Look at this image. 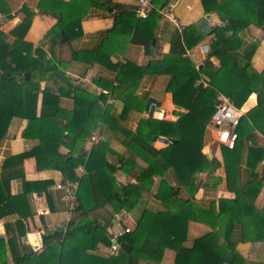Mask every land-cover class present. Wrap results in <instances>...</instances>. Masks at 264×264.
<instances>
[{
	"label": "trees",
	"instance_id": "obj_1",
	"mask_svg": "<svg viewBox=\"0 0 264 264\" xmlns=\"http://www.w3.org/2000/svg\"><path fill=\"white\" fill-rule=\"evenodd\" d=\"M46 1L45 4L54 8L53 16L57 19L51 30L57 44L63 38L62 33L67 36V42L80 36L81 3L77 0L71 3ZM101 1H93L94 6L106 7ZM166 5V1L154 0L155 9L145 20L129 13L136 29L132 41L144 45L149 55L153 53L152 44L160 18L158 8ZM202 5L205 13L216 14L223 22L222 27L213 31L214 39L208 54V58L220 60V67L214 69L215 77L206 87L200 83L199 71L190 61L154 60L147 67L132 62L113 63L105 45L72 52L75 61H82L87 66L99 64L117 73L113 80L100 79L97 84L109 91L111 97H119L125 102V114L133 109L143 112L145 101L136 97V91L147 74L170 76L165 90L172 94L175 106L187 111L179 114L175 122L140 119L135 132L122 131V144L131 155H119L116 162L107 161V155L114 152L102 141L94 145L90 152L85 150L87 139L101 123L117 124L112 118L111 107L107 105L108 94H94L80 88L72 91L71 79L63 72L64 62L59 63L60 68L52 61L46 62L42 46L34 49L33 45L24 42L35 14L27 6L23 7L26 18L17 30L26 56L20 64L13 57L11 63L15 64V68L6 70L0 82V140L9 129L12 118H30L29 136L38 139L40 144L34 150L11 157L4 163L0 171V219L15 211L13 203L16 198L11 195L9 187L18 173H7L6 170L16 165L23 166L24 161L31 157L36 158L38 169L58 170L66 180L79 183V207L74 211L77 217L66 231L43 236L44 250L41 254L18 258L17 264L34 261H39L38 264H139L141 260L160 263L167 250L176 253L174 264H202L203 258L207 259V264H241L242 259L236 253L238 241L264 242V208L256 206L264 184V176L260 178L257 173L258 166L264 162V146L253 139L256 131L264 136V71L257 73L252 66L256 44L241 53L244 45L241 33L252 25L261 27L264 24V0H202ZM119 21L116 15L113 27L102 33L105 40L117 29ZM190 38L195 40L190 42ZM204 38L205 35L196 26L183 32L187 49ZM185 52L186 49L182 48L181 53ZM26 74H31L29 80L25 78ZM45 80L61 83L56 84L59 92L50 87L42 91L38 113L41 82ZM71 94L75 107L67 111L61 107V97ZM219 94L229 97L239 109L252 94L258 95L259 103L241 118L235 149L220 145L225 162L226 188L235 197L211 201L205 207L195 201L194 194L199 189L196 177L206 173L209 178L219 166L216 159L209 161L203 153ZM155 136L168 137L177 142L157 149L152 145ZM246 142L250 144L248 148L245 147ZM61 146L68 147L70 153L60 154ZM136 157L146 167L138 165ZM243 164L247 170L245 181L241 180L240 174ZM80 165L86 167L87 173L83 177L75 171ZM119 170L128 175L136 170L134 178L137 182L119 185L115 176ZM171 171L177 177L176 187L166 179ZM19 175L24 178L23 172ZM154 177L162 178L155 197L163 201L167 210L141 211L136 229L119 239L120 243L125 242L131 247L130 252L121 249L117 255L108 257L97 254L99 244L112 245L114 237L110 230L116 216L130 210L145 193L151 192ZM25 184L28 185V182ZM34 184L47 187L50 182ZM203 185L205 188L209 186ZM182 190L188 195L182 196ZM107 205L112 208L113 216L105 218L102 225L87 220L77 224L78 218ZM190 222L204 224L210 231L187 247ZM217 227L219 230L215 231ZM88 238L90 243L85 240Z\"/></svg>",
	"mask_w": 264,
	"mask_h": 264
},
{
	"label": "crops",
	"instance_id": "obj_2",
	"mask_svg": "<svg viewBox=\"0 0 264 264\" xmlns=\"http://www.w3.org/2000/svg\"><path fill=\"white\" fill-rule=\"evenodd\" d=\"M60 1L71 3L74 0ZM93 1L96 0L76 1L81 3L80 13L82 17L78 25L81 34L71 41L72 44L68 48L67 45H69V42L65 41L62 43L61 40L57 44L58 42L51 36V30L57 24V19L53 16L54 8L45 4L48 1L0 0V82L6 70L15 68V64L11 63L13 57L18 64L24 62L26 52L21 44V35L17 29L26 18L23 7L27 6L35 16L28 33L24 37V42L33 45L34 49L42 46L46 54V60L52 61L55 66H59V63L63 62L66 64L63 72L71 79L72 91L74 88H80L94 94H108L107 105L111 107L112 118L115 122L117 121V124L114 122L101 123L91 135V137L96 136L98 141L93 143L90 141V138L87 139L85 150L90 152L94 145L102 141V143H107L114 152V154L107 155V161L116 162L119 155H124L125 157L131 155L122 144V131L129 130L135 132L140 119L149 118L145 114V106L149 98H155L160 102V108L162 109L160 112H155L154 119L161 118L160 120H167L169 115L168 121L175 122L179 119V114L187 113V111L175 106L172 94L165 90L170 76L147 74L141 79L136 91V97L145 101L143 112L141 113L133 109L128 114H125L123 112L125 102L119 97H111L109 91L97 84V81H100V79L113 80L117 73L99 64L87 66L82 61H75L72 58V52L94 49L105 45L111 55L110 58L113 63L125 64L132 62L139 66L147 67L154 60L190 61L195 64L199 71L200 83L206 87L215 77L214 69L220 67V60L218 58H208L210 52L209 47L214 39V34L213 32L211 35L203 33L205 38L200 43L194 44L191 49H187L183 40V32L193 26H196L202 31L197 25L198 20L201 18L205 19V22L211 26L213 31L216 27H222L223 22L220 21L216 14L205 13L202 0H162L166 1L167 5L164 8H158L160 18L155 29V38L153 40L156 43L155 45L152 44L153 53L149 55V53H146L144 45L136 44L132 41L136 29L133 26V17L129 13H134L137 0H111V2L102 0L101 3L106 4L104 8L94 6ZM108 3H110L109 6ZM116 15L120 19L119 25L112 35L105 40V35L102 33H106L113 27ZM173 18L177 19L179 24L182 25V29L172 21ZM241 38L244 43L241 53L248 51L253 44L257 45L251 62L253 69L257 73H262L264 71V24L261 27L252 25L245 29L241 33ZM193 39L190 38V42H193L191 41ZM182 48L186 49L185 53H181ZM199 66H202V68L199 69ZM57 83H61V81ZM57 83L47 80L41 82V93L37 108L38 113H40L42 104V91L46 87H50L59 92ZM18 84H20L19 81ZM110 97L113 99L112 102H110ZM253 98L254 103H250ZM257 98L259 99L257 94H252L249 97L241 108L243 115L258 105L259 101L257 102ZM61 107L67 111L74 109L75 102L72 94L61 97ZM30 127V118H12L9 129L0 140V171L9 158L27 153L39 146V140L29 136ZM66 135L69 136L68 132H66ZM253 136V139L259 145L264 146L263 134L256 131L253 133ZM209 137L212 142H215L210 133ZM207 145H205L203 153L208 151ZM216 145L217 148L212 150L210 147V151L213 153V160L216 159L219 163L218 169L222 170L225 169V162L220 145L218 143ZM153 146L155 147V145ZM249 146L250 144L246 142L245 147L248 148ZM59 152L62 155H68L70 150L66 146H61ZM247 152L248 149L245 150V158ZM135 161L142 167L146 166L138 157L135 158ZM78 167H81L82 170L78 171ZM78 167L75 170L77 175L79 177L86 175L85 165ZM6 172L18 173V176L12 178L9 187L11 195L16 198L13 203L15 211L0 219V264H17L18 258L21 259L32 254H41L44 250L43 236L53 234L55 231H66L71 225V221L77 217V214L71 210L72 201L68 191L58 188V185L71 182L66 180L60 171L50 168L40 170L38 169L36 158L31 157L24 161L23 166L16 165L6 170ZM22 172L24 178L19 175ZM135 173L136 170H133L131 175L120 170L117 171L115 174L117 183L121 186L136 183L137 181L134 178ZM257 173L260 178L264 176V162L258 166ZM240 174L241 180L245 181L247 178V170L244 164L240 168ZM166 179L171 186H173V183H177V177L172 171L167 174ZM153 180L154 185L151 188V192L145 193L139 202L130 210H124L116 216L110 230L113 237L116 236L118 231L126 228L134 231L137 227V220L141 211L163 212L167 210L163 201L155 197L162 178L154 177ZM25 182H28V185ZM43 182H50V184L47 187L33 185V183ZM225 185L222 182L216 189L212 187H201L197 196L201 200L200 204L208 207L211 201L233 199L235 197L234 194L227 191ZM39 188L41 189L39 190ZM208 194L211 196H208ZM182 195L186 196L185 193ZM256 206L259 209L264 208V184L256 200ZM77 207H79L78 204L76 205V210ZM112 216L113 210L107 205L106 208H101L88 216L78 218L77 224L87 220L95 221L102 225L105 222V218H112ZM218 230L219 227L215 231ZM209 231L210 228L204 224L190 222L187 247L192 246L195 239L205 235ZM85 240L88 243L91 241L90 238ZM108 249L109 246L99 244L97 254L108 257L110 256ZM236 253L242 259L241 264H264V242L238 241ZM175 258L176 253L167 250L160 263L141 260L139 264H174ZM207 262V259L203 258L202 264H207ZM38 263L39 261H34L27 264Z\"/></svg>",
	"mask_w": 264,
	"mask_h": 264
},
{
	"label": "built area",
	"instance_id": "obj_3",
	"mask_svg": "<svg viewBox=\"0 0 264 264\" xmlns=\"http://www.w3.org/2000/svg\"><path fill=\"white\" fill-rule=\"evenodd\" d=\"M154 11V0H137L134 13L139 19H148L152 12ZM172 21L177 24L180 29L182 25L179 24L177 19H172ZM207 49V48H206ZM79 85V83H77ZM75 89V88H74ZM112 98L110 102H112ZM243 117V112L241 109L236 107L234 102L227 96L219 94L217 97L216 110L212 116L211 122L208 126L209 133L211 134L213 140L219 145L225 146L230 150L235 149L238 140L237 128L240 125L241 118ZM90 141L95 143L98 141L96 136H92ZM78 171L82 168L78 167ZM177 184L173 183V187ZM79 183H68L63 185H58V188L65 189L68 191L69 196L72 201L71 210L75 211L77 205V190ZM131 229L126 228L124 230L118 231L114 237L112 245L108 249L109 255H117L121 250V243L119 239L122 238L126 233H130Z\"/></svg>",
	"mask_w": 264,
	"mask_h": 264
},
{
	"label": "water",
	"instance_id": "obj_4",
	"mask_svg": "<svg viewBox=\"0 0 264 264\" xmlns=\"http://www.w3.org/2000/svg\"><path fill=\"white\" fill-rule=\"evenodd\" d=\"M198 27H200L203 31V33H205L206 35H211L213 32V29L211 28V26L209 24H207L205 22V19L201 18L198 20L197 22ZM63 35V39H62V43H64L65 41H67V36L62 33ZM155 41H153V45H155ZM202 66H199V69H201ZM25 78L27 80H29L30 78V74H26ZM259 101V99L257 98V102ZM160 102H158L155 98H149L146 102V106H145V114H147V116L149 118H154L155 117V112H160L162 111V109L160 108ZM160 142L162 144H164L166 147L170 146L172 144H174L175 142H177L174 139L168 138V137H159V136H155L152 140V145H155V143ZM206 155V157L208 158L209 161L213 160V153L209 150L207 152L204 153ZM121 249L126 251V252H130L131 247L123 242L121 243Z\"/></svg>",
	"mask_w": 264,
	"mask_h": 264
},
{
	"label": "rangeland",
	"instance_id": "obj_5",
	"mask_svg": "<svg viewBox=\"0 0 264 264\" xmlns=\"http://www.w3.org/2000/svg\"><path fill=\"white\" fill-rule=\"evenodd\" d=\"M136 16V15H135ZM139 19V18H138ZM70 34H72V33H70ZM71 41H73L72 39L70 40V42ZM69 42V45H67L68 46V48H70V44H72V42L70 43ZM46 62H48V60L46 61ZM63 70L65 69V67H66V64H63ZM165 117V116H164ZM169 115H168V117H167V120H169ZM179 117V116H178ZM159 119H161V118H159ZM211 142V143H210ZM206 144H208L207 146V150L209 151L210 150V147H211V149L212 150H215L216 148H217V145H216V143L215 142H212V140L210 139V137L208 136L207 137V141H206ZM155 147L157 148V149H159V148H161V147H165V145L164 144H162V143H160V142H158V143H155ZM205 148V147H204ZM146 167V166H145ZM200 174H203V173H200ZM200 174H198L197 175V182L199 183V189L201 188V187H204L205 188V186L203 185V184H209V186H208V188L209 187H215L216 185H219V184H217L218 182H220V184L223 182L224 183V185L226 184V178H225V169H215L214 170V173L211 175V177H209L208 178V174H206V173H204L203 175H200ZM225 187H226V185H225ZM199 189H198V191H199ZM198 191L194 194V197H195V201L197 202V203H200V199H198L197 198V196H198ZM183 193H185V195H188L187 194V192L185 191V190H182V193H181V195L183 194ZM183 196V195H182ZM208 196H211L210 194H208Z\"/></svg>",
	"mask_w": 264,
	"mask_h": 264
},
{
	"label": "bare ground",
	"instance_id": "obj_6",
	"mask_svg": "<svg viewBox=\"0 0 264 264\" xmlns=\"http://www.w3.org/2000/svg\"><path fill=\"white\" fill-rule=\"evenodd\" d=\"M255 102H256V101H255ZM250 103H254V98H253L252 102H250Z\"/></svg>",
	"mask_w": 264,
	"mask_h": 264
}]
</instances>
